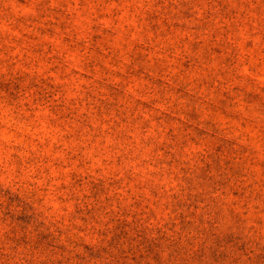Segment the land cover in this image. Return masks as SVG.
Instances as JSON below:
<instances>
[{
    "label": "rangeland",
    "instance_id": "obj_1",
    "mask_svg": "<svg viewBox=\"0 0 264 264\" xmlns=\"http://www.w3.org/2000/svg\"><path fill=\"white\" fill-rule=\"evenodd\" d=\"M0 264H264V0H0Z\"/></svg>",
    "mask_w": 264,
    "mask_h": 264
}]
</instances>
